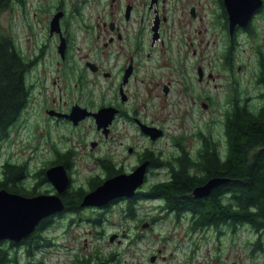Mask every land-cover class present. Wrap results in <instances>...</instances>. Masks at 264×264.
<instances>
[{
    "label": "flooded vegetation",
    "instance_id": "flooded-vegetation-1",
    "mask_svg": "<svg viewBox=\"0 0 264 264\" xmlns=\"http://www.w3.org/2000/svg\"><path fill=\"white\" fill-rule=\"evenodd\" d=\"M25 1L12 0L8 9L14 16L20 13V21L25 22L28 38L32 40L31 49L21 50L27 66L26 102L19 118L0 137V144L3 148L1 139L9 137L11 128L17 131L23 128L27 130L23 145L31 153L37 149L44 151L47 157L39 167L32 168L27 159H14L0 151V179L3 178L5 163L23 164L26 168L24 189L30 190L34 185L31 195L55 193L57 191L45 170L63 164L68 183L58 192L60 198L66 191L78 187L84 190L78 208L69 211L79 212L83 207L91 206L102 214L115 204L125 203L127 214L133 218L136 202L152 198L161 202L157 204L161 213L173 214L175 224L182 219L189 222L185 226L186 233L225 225L221 222L194 226L192 211L178 212L168 208L164 198L150 194L149 189L157 181L170 176V163H174L182 150L194 158L208 137L221 150L224 148L223 119L231 104L243 102L253 109L264 105V0H235L236 18L232 25L225 0H76L69 1V4L67 0L33 4ZM30 9L32 11L29 12ZM30 13L34 24H39L43 30L38 37L28 19ZM43 13L45 17H41ZM56 13H59L58 24L52 28L50 21ZM77 38L87 42L88 47L84 54L75 58L72 41ZM50 40L53 51L48 55ZM161 72L169 76L162 82L157 80V74ZM98 78L104 80L107 96L94 102L92 87L100 83ZM194 82L212 83L217 91L213 94L206 90L205 85L200 86L201 91H195ZM159 84L165 94L179 84L188 97L200 102L202 107L217 105L220 117L207 118L206 125H210L198 127L192 135H185L184 131L173 136L169 133L173 147L170 152L164 146L154 145L167 132L162 122L155 121L165 118L161 113L164 102L160 104V111L153 107L150 109L144 91L147 89L152 95L151 88ZM83 92L85 97L82 99ZM77 107L90 112L105 107L106 125L98 128L93 113L78 118L73 113ZM75 117L78 119L74 120ZM85 119H91L95 124L93 136L77 130ZM40 121L44 124L41 125ZM144 125L158 128L161 133L151 137L143 130ZM49 126H61L62 130L52 136ZM189 139L193 140L189 143ZM146 152H152V155L146 156ZM64 154H68L67 162L60 160ZM85 157L89 159L84 161L88 171L82 177L85 185L77 184L74 172L80 159ZM143 162H146L143 181L132 194L116 196L101 205H80L85 192L107 178L134 171ZM42 169L46 179L38 180L33 173ZM157 170L165 171L166 176L150 178ZM190 170L194 174L199 173L192 164ZM40 185L45 187L39 189ZM0 188L5 187L0 185ZM64 212H56L50 220ZM100 219L104 217L92 218L95 222ZM134 219L138 221L136 217ZM246 225L251 227L249 223ZM97 226L100 225L93 226L97 229L95 232L101 233ZM111 235L115 238L117 232L113 231ZM197 245L192 243L186 262L192 260ZM99 261L116 264L117 258L110 253L103 258H76L72 264Z\"/></svg>",
    "mask_w": 264,
    "mask_h": 264
},
{
    "label": "rangeland",
    "instance_id": "rangeland-1",
    "mask_svg": "<svg viewBox=\"0 0 264 264\" xmlns=\"http://www.w3.org/2000/svg\"><path fill=\"white\" fill-rule=\"evenodd\" d=\"M37 1L46 0H26L25 3L32 2L33 4ZM69 1L71 3L76 0H67L68 4ZM19 14L12 15V10L8 8L0 10V31L14 37L20 49L27 51L31 49L32 40L28 38L25 22L20 21ZM40 15L45 17L44 13ZM28 19L32 23L37 37L43 34L41 26L34 24L31 13L28 15ZM70 24L72 23L70 22ZM72 42H74L72 49L75 58L85 53L88 47L87 42L79 38ZM52 45L53 42L48 41V55L53 51ZM90 55L92 56L91 53ZM54 72L51 73L54 74ZM157 75V80L160 79V82L169 77L166 72ZM98 81L100 83L92 87L94 102H98L99 97L106 98L107 96V89L103 86L104 80L98 78ZM193 85L195 91H201L200 86L202 85H205L206 90L213 94L217 91L214 90L212 83L198 84L194 82ZM151 92L152 95H149L147 89L144 91L147 104L151 106L150 109L153 107L160 111V104L164 102L161 113L165 118L155 121L162 122L167 131L155 141L154 145L164 146L169 152L173 150L169 133L173 136L178 131H184L185 135H192L200 127L206 128L207 125H210V123L206 125L207 118L220 117V109L217 105L209 108L202 107L200 102L192 101L179 84L174 89H170L168 94L162 91L161 84L151 88ZM81 97L82 99L85 97L84 92ZM39 123L44 124L42 121ZM29 124H31L30 121ZM93 125H95L93 120L85 119L77 130L87 133V136L90 137L95 132ZM216 129L220 130V127H216ZM61 130V126H49L52 136ZM26 133L27 130L23 128H18V131L16 128H11L9 137L1 139L3 148L0 144V151L14 159H27L32 168H37L47 156L44 151L39 149L31 153V150L23 145L25 141L22 139L26 137ZM192 140L189 139V143ZM0 158L2 157L0 156ZM84 161H89V159L87 157L80 159L74 172L77 184L85 185L82 177L88 171ZM165 176V171L157 170L154 175H150V178L161 179ZM44 187L45 185H40L38 188ZM160 203L159 200L152 198L138 200L133 210L135 212L133 218L127 214L125 203L115 204L102 214H98L99 212L92 209L91 206L83 207L79 212L66 211L47 223L42 230L45 239L38 240V244L30 251H27L24 244L15 247L14 253L18 264H72L76 258L97 256L103 258L110 253L116 256V264H264V233L258 241V246L255 239L259 234L257 235L256 231L246 224L239 226L235 231L230 230L227 225H222L220 228L206 227L199 232L186 233L185 226L189 222L182 219L180 223L175 224L173 214L161 213L157 207V204ZM95 217H104V219L95 222L92 220ZM135 217L138 221L134 219ZM136 223L138 226H135ZM95 225H100L97 227L101 233L95 232L97 230L93 228ZM113 231L117 232V235L113 240H110L109 235ZM193 242H196L198 247L192 260L186 262ZM152 255H154V259L151 257Z\"/></svg>",
    "mask_w": 264,
    "mask_h": 264
},
{
    "label": "trees",
    "instance_id": "trees-1",
    "mask_svg": "<svg viewBox=\"0 0 264 264\" xmlns=\"http://www.w3.org/2000/svg\"><path fill=\"white\" fill-rule=\"evenodd\" d=\"M11 3L12 0H0V10L9 8ZM26 67L20 47L1 31L0 137L19 118L26 102ZM223 125L225 143L222 150L209 137L204 139L194 158L182 150L174 163H170V176L154 183L149 193L164 198L170 209L192 211L194 226L222 222L235 230L249 223L259 234L255 239L258 246L264 233V105L253 109L243 102L231 104L225 110ZM147 155L151 156L152 152H146ZM60 160L67 162L68 154L61 155ZM191 164L198 168V174L190 170ZM2 170L1 186L26 195L34 193V185L30 190L24 189L26 168L23 164L7 162ZM33 175L38 180L46 179L43 169L34 171ZM214 176L226 177L227 180L214 186L205 196L192 194L194 186ZM83 191L78 187L64 192L62 211L77 209ZM52 215L44 217L34 231L19 242L1 239L0 264H18L14 253L16 246L23 243L30 251L38 240L45 239L42 230Z\"/></svg>",
    "mask_w": 264,
    "mask_h": 264
},
{
    "label": "water",
    "instance_id": "water-1",
    "mask_svg": "<svg viewBox=\"0 0 264 264\" xmlns=\"http://www.w3.org/2000/svg\"><path fill=\"white\" fill-rule=\"evenodd\" d=\"M229 11L231 25L235 21V0H225ZM59 13L53 15L50 24L55 28L58 24ZM244 17L241 18V21ZM63 46L61 43L60 47ZM74 114L78 118H82L86 114L93 113L96 118L97 127L105 126L107 123L105 107L100 108L96 112L83 110L84 108H74ZM74 115V116H75ZM75 117L74 120L78 118ZM143 130L155 137L161 133V130L155 127H143ZM146 162L141 163L137 168L126 174L121 173L113 177L105 179L95 188L85 192L80 201L81 206L86 205H101L109 199L116 196L130 195L135 187H137L144 178ZM46 176L52 185L55 187V193H37L26 195L19 192L9 191L6 188H0V240L7 239L14 242H19L22 238L27 237L34 231L37 224L46 216L55 214L64 209V202L58 195L68 183V175L63 164H56L48 167ZM226 177L214 176L208 178L200 185H196L192 189V194L201 197L205 196L217 184L226 181ZM114 235L110 236L112 240ZM84 264H107L104 261L97 263L87 262Z\"/></svg>",
    "mask_w": 264,
    "mask_h": 264
}]
</instances>
